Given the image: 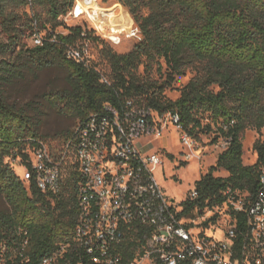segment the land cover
Returning <instances> with one entry per match:
<instances>
[{
  "label": "trees",
  "instance_id": "trees-1",
  "mask_svg": "<svg viewBox=\"0 0 264 264\" xmlns=\"http://www.w3.org/2000/svg\"><path fill=\"white\" fill-rule=\"evenodd\" d=\"M115 2L124 6L128 19L132 17L140 32L134 48L120 54L107 40L88 31L93 45L102 46L101 58L107 59L111 69L108 85L95 67L66 56L62 44L80 39L83 28L68 26L60 17L74 7L76 0H0V194L7 204L0 209L3 264L39 263L59 243L72 240L80 213L81 176L76 164L68 161L65 165L67 172L57 193L43 192L34 179L25 183L17 172L22 165L16 160L29 163L39 140L45 141L56 155L65 146L53 149L40 135L28 111L5 96V86L23 77L28 69L41 70L57 64L66 70L69 88L57 97L64 105L61 111L73 118L86 117L101 109L104 102L118 105L132 99L159 113H179L183 130L193 135L196 130L211 127L210 123H202L203 114H209L229 140V147L196 182L200 196L187 201L186 209L197 208L203 213L206 207L223 205L227 190L254 193L259 186L264 142H255L258 162L248 166L243 161V142L248 128H264V0ZM28 6L44 8L47 16L38 11L30 15ZM59 26L69 30L67 35L59 36L62 44L32 46L25 41L35 30H56ZM93 62L99 67L98 59L93 57ZM155 64L161 71L166 66L162 82L137 75L141 65L151 70ZM189 70L195 75L180 97L166 98L165 89ZM220 168L229 176L216 177ZM131 247L133 252L127 248L125 256L132 260L137 247ZM70 259L76 264L80 258L72 254Z\"/></svg>",
  "mask_w": 264,
  "mask_h": 264
},
{
  "label": "built area",
  "instance_id": "built-area-1",
  "mask_svg": "<svg viewBox=\"0 0 264 264\" xmlns=\"http://www.w3.org/2000/svg\"><path fill=\"white\" fill-rule=\"evenodd\" d=\"M81 1L80 5L76 0L74 7L60 17L68 26L70 21L83 19L91 23L73 25L82 26L80 39L62 44L59 36L67 35L69 30L50 28L35 30L28 43L64 45L68 59L95 67L102 82L110 85L105 73L94 66L90 52L93 40L88 31L93 30L112 45H120L125 36L138 38L140 29L132 24L130 32H117L110 26L105 31V15L117 13L107 12L101 0ZM173 116L176 127L183 128L179 113L173 112ZM167 126L163 113L132 99L118 105L104 102L101 109L78 120L60 154H54L45 141L39 140L29 163L16 160L22 165L23 181L29 183L34 179L43 192L61 190L69 160L76 164L81 176L80 213L72 240L59 243L37 264H72V254L80 258L76 264H264V196L260 191L236 198V192L227 190L226 217L222 223L220 206L206 207L203 213L197 208L186 209L187 201L200 196L196 187L184 202L165 193L156 177L157 170L165 165L163 154H149L139 143L147 144L164 136ZM180 140L193 148L190 133ZM228 147L226 139L221 150ZM259 176L263 185L264 166ZM234 211L239 212V224L230 226V214ZM220 228L224 236L217 238ZM132 244L137 249L131 260L125 255L127 248L133 252Z\"/></svg>",
  "mask_w": 264,
  "mask_h": 264
},
{
  "label": "rangeland",
  "instance_id": "rangeland-1",
  "mask_svg": "<svg viewBox=\"0 0 264 264\" xmlns=\"http://www.w3.org/2000/svg\"><path fill=\"white\" fill-rule=\"evenodd\" d=\"M116 0H108L102 3L107 12L114 10L117 14L121 13L119 6H122L126 19L129 24H133L132 17L128 19L124 6L115 2ZM102 2V1H101ZM118 6V8L116 7ZM114 7H116L114 9ZM35 11L41 12L43 17L47 16L44 8L35 6L27 7V12L33 15ZM71 26L74 24H85L91 26L87 19L81 21L68 22ZM51 27V25H49ZM58 31L66 32L67 27L59 26ZM4 38V36L2 35ZM29 38H25L28 42ZM138 38H125L120 45H112L113 50L117 53L124 54L131 51L136 45ZM102 46L93 45L90 49L94 58L100 62L99 68L110 79L111 69L108 61L101 58ZM166 66L163 65L162 71L158 69V65H153L151 70H147L145 65H141L137 70V75L142 78L156 79L160 82L166 79ZM194 71H187L184 75L177 76L176 79L164 91V96L168 99L176 100L180 97L182 89L194 77ZM69 88L67 80V72L61 65H51L41 70H26L23 77L15 79L10 85L5 86V96L10 102L16 103L20 107H24L32 118L37 122L40 135L50 144L53 149L62 148L73 128L77 124L79 118H73L61 111L63 103L58 99V94ZM58 100V101H57ZM205 118L202 123H210L211 127L196 130L191 135L193 143L192 147L184 146L180 138L181 131H177L172 124L168 125L166 134L162 137H155L149 143L141 141L143 149L153 154L160 151L165 160V165L160 167L156 172V177L165 189V193L170 198H175L178 202H184L189 196V192L196 187V182L201 179L202 174L208 172L211 166L216 165L221 150V143L226 140L222 131L218 129L219 124L215 123L209 114H203ZM264 142V128L262 131L248 128L244 134V156L245 165H255L258 161V153L255 150V142ZM189 156V157H187ZM72 162V160H69ZM71 164V163H69ZM68 170V169H67ZM17 172L22 174V169L17 168ZM67 172V171H65ZM216 177H227L229 172L224 168H220L214 174ZM7 207L4 197L0 194V209ZM217 208V207H216ZM218 209V208H217ZM216 211L215 209H213ZM206 214L210 215V210L206 209ZM226 217L225 205L219 207L220 223ZM211 228V227H210ZM222 228L216 234V237H223ZM0 264L3 260L0 259Z\"/></svg>",
  "mask_w": 264,
  "mask_h": 264
},
{
  "label": "bare ground",
  "instance_id": "bare-ground-1",
  "mask_svg": "<svg viewBox=\"0 0 264 264\" xmlns=\"http://www.w3.org/2000/svg\"><path fill=\"white\" fill-rule=\"evenodd\" d=\"M79 3L81 5L82 1L79 0ZM118 6H119V9L121 10L120 14H115L111 12L110 14L105 15V31H106V27L110 26L111 28H113V30L117 32H123V31L130 32L133 25H130L128 20L126 19L125 12L122 6L120 5ZM118 6L116 7L118 8ZM116 7H114V9ZM163 117L165 119V122L168 123V125L172 124L174 127H176V121H174L173 112L169 111L168 113H163ZM167 129H168V126H167ZM176 130L178 132L179 131L182 132V136L180 139H183V137L189 136V133L184 131L182 127H176ZM259 191L261 192V196H264V184L262 185V179H260L259 186L255 190V192L254 193L249 192V195H256L257 192ZM236 198H246V193H241L237 191ZM238 222H239V212L238 211L231 212L230 218H229L230 226L238 225L239 224Z\"/></svg>",
  "mask_w": 264,
  "mask_h": 264
}]
</instances>
